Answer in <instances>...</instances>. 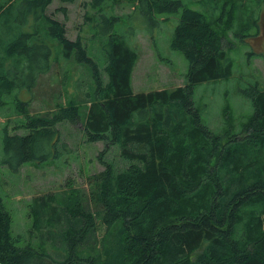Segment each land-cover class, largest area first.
I'll return each mask as SVG.
<instances>
[{"label": "trees", "instance_id": "trees-1", "mask_svg": "<svg viewBox=\"0 0 264 264\" xmlns=\"http://www.w3.org/2000/svg\"><path fill=\"white\" fill-rule=\"evenodd\" d=\"M128 1L132 10L116 13L120 0H90L84 37L69 40L46 14L52 0H0V109L11 100L24 119L13 133L3 125L0 166L16 173L57 158L69 149L65 122L80 124L87 142L115 148L123 163L99 155L102 168L83 189L31 199L33 226L46 236L40 248L11 234L0 197V264H264V85L241 89L253 112L224 141L193 99L198 84L232 75L214 28L232 14L225 1L196 0L202 10L183 0ZM178 11L169 46L188 63L185 83L134 92L129 39ZM46 75L60 80L52 92L42 87ZM47 93V109L30 111Z\"/></svg>", "mask_w": 264, "mask_h": 264}, {"label": "rangeland", "instance_id": "rangeland-1", "mask_svg": "<svg viewBox=\"0 0 264 264\" xmlns=\"http://www.w3.org/2000/svg\"><path fill=\"white\" fill-rule=\"evenodd\" d=\"M89 1L62 3L60 0H52L46 14L64 23L65 37L75 40L79 34L84 37V15L90 11ZM217 1H225L226 11L232 14L228 21L224 16L221 22L214 24V28L223 39V47L233 62V71L229 78L198 84L194 89L193 99L203 123L219 133L224 141L230 132L238 134L242 126L248 123L253 112L250 100L243 96L241 89L258 80L260 85H264V11L257 0ZM183 2L202 10L196 0ZM130 10L132 6L128 0H120L117 4L116 13H127ZM179 13L180 11L158 15L159 24L156 29L148 32L139 27L129 39L130 45L137 52L131 76L134 92L176 87L185 83L188 63L180 51L169 46ZM52 80L51 75L42 78L45 91L52 92L50 87H56V84L60 83V80L55 83ZM40 95V92H36L37 98ZM50 96L51 94L47 93L46 99L41 102L33 99L30 111L34 113L47 109L45 101H50ZM14 111L11 100L0 109V152L3 125L13 133L16 130L13 126L20 118L23 119ZM17 131L23 132V129ZM61 134L70 150H62L57 158L39 164L25 163L16 173L0 166L2 205L11 215V234L19 236L22 246L29 244L40 248L46 237L41 234L42 231L37 225L33 226V213L29 204L34 196L62 193L65 195L69 185H80L83 189L86 175L102 168L99 155H104L118 166L123 164L115 148H109L107 151L103 142H87L80 124L63 123ZM103 151L104 154H101ZM54 226L63 225L56 222ZM54 232L51 231L59 240L56 236L60 234L59 229H54ZM101 233L99 226L98 235ZM46 244L51 250H54V247L59 248L50 242Z\"/></svg>", "mask_w": 264, "mask_h": 264}]
</instances>
